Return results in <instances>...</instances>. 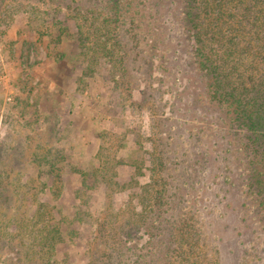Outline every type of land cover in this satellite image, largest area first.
<instances>
[{
	"label": "rangeland",
	"instance_id": "1",
	"mask_svg": "<svg viewBox=\"0 0 264 264\" xmlns=\"http://www.w3.org/2000/svg\"><path fill=\"white\" fill-rule=\"evenodd\" d=\"M109 2L0 0V264H264L184 0Z\"/></svg>",
	"mask_w": 264,
	"mask_h": 264
},
{
	"label": "trees",
	"instance_id": "2",
	"mask_svg": "<svg viewBox=\"0 0 264 264\" xmlns=\"http://www.w3.org/2000/svg\"><path fill=\"white\" fill-rule=\"evenodd\" d=\"M122 2L129 0H110L108 9L118 15ZM183 21L211 96L244 132L248 173L264 194V0H184ZM149 224L134 219L131 228L144 231ZM106 257L109 264L114 254Z\"/></svg>",
	"mask_w": 264,
	"mask_h": 264
}]
</instances>
